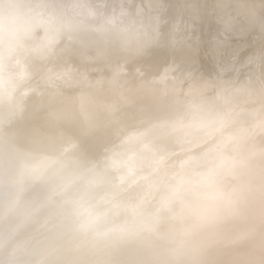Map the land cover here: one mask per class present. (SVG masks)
I'll return each mask as SVG.
<instances>
[{"label": "clouds", "instance_id": "obj_1", "mask_svg": "<svg viewBox=\"0 0 264 264\" xmlns=\"http://www.w3.org/2000/svg\"><path fill=\"white\" fill-rule=\"evenodd\" d=\"M85 2L95 6L97 0ZM145 2L107 0L100 10L102 15L84 18L76 15V0H15L14 9L8 8L7 0H0V81L13 71L12 61L22 50L18 43L22 35L20 25L36 16L66 14L79 28L75 39L86 45L83 48L86 55H92L98 44L106 43L110 50V61L83 62L77 55L71 62L81 72L87 65H95L94 71L107 72L98 79L105 82L104 87L87 89L89 114L96 122L95 127H89L80 117L54 121L43 129L25 127L26 121L36 116L30 108L10 120L7 106L0 103V133L3 125L10 123L12 127L22 126L29 137L38 130L52 140L74 142L72 150L83 161V171L76 176L53 179L79 181L80 195L90 210L99 216H117L130 226L119 236L103 233L75 238L64 258L51 264H264V184L257 181L250 191L237 195L233 191L237 177L217 167L221 157L233 150L225 142L228 135L240 136L243 130H248L251 136L244 142L245 150L253 145L264 147V130L256 126L264 121V52L250 55L243 62L236 56L230 61L220 59L232 42L233 27L225 25V16L231 5L247 0H214L213 6L219 9L216 20L221 27L218 34L207 37L203 33L204 19L190 5L174 10L180 6H174L173 0H161L159 35L136 55L121 49L117 33L97 30L122 5L135 11ZM258 2L262 16L260 30L264 32V0ZM243 11L249 21L256 16L255 7ZM151 14L146 10L145 18ZM229 18L236 22L235 17ZM69 35L64 31L58 33L57 42H65ZM31 43L23 41L25 47ZM109 63L126 65L119 88L108 83L112 76ZM171 64L177 67L176 79L167 86L152 85V79ZM138 69L142 76L137 75ZM187 71L192 72L194 82L207 85L203 97L206 109L202 112L185 111L187 104L200 102L183 95L190 86L183 79ZM37 81L44 86L39 78ZM165 87L180 93L179 111L186 126L164 141L165 147L158 150L155 164H145L139 169L140 179L121 185L118 176L123 169L108 165L109 149L122 138L116 135L115 122L139 119L141 110L155 116L160 109L175 104V96L164 95ZM218 93L228 96L230 102L217 99ZM107 106L114 110L108 111ZM218 115H227V127L218 128L213 123ZM40 117L44 121L46 113ZM209 171L214 173L215 184L224 193L232 194V210L223 201L203 199L209 189L201 182V175ZM204 208L217 219L201 220L198 212ZM157 222H162V227L154 228ZM121 247L128 250L117 252Z\"/></svg>", "mask_w": 264, "mask_h": 264}, {"label": "snow or ice", "instance_id": "obj_2", "mask_svg": "<svg viewBox=\"0 0 264 264\" xmlns=\"http://www.w3.org/2000/svg\"><path fill=\"white\" fill-rule=\"evenodd\" d=\"M161 0H146L143 7L132 11L121 6L119 12H113L107 16L97 29L98 31L110 33L115 32L120 36V47L129 55L139 54L144 48L157 39L159 35L160 16L158 14ZM107 0H97L95 6H91L85 0H76V15L84 18H94L103 9ZM9 9H14L15 0H7ZM146 10L153 14L145 18ZM125 18H127L125 20ZM225 25L231 23L230 18L224 20ZM39 25L45 31V38L36 41L33 35V28ZM21 35L18 43L21 52L15 55L12 61L13 71L9 72L7 79L0 81V103L5 104L9 116H16L26 109L32 113L40 115L46 113L45 125H50L54 121L71 120L76 117L83 118L89 127H95L96 122L89 114L90 97L87 89L102 88L103 80L91 81L88 79L87 71H78L72 66L74 57L79 55L81 61L92 62L96 60L110 61V50L107 44L96 45L92 55H86L83 48L86 47L82 41L75 39V34L79 28L66 18V14L53 13L47 17L36 16L20 25ZM68 32L70 35L63 43L57 42L60 32ZM24 40L32 41L31 45L25 47ZM79 43L80 47H76ZM112 76L108 81L114 88L121 87V77L126 75L125 64H111ZM177 67L174 64L164 67L150 82L152 85L163 84L167 86L170 80H175ZM137 75L142 76L141 70H137ZM43 82V87L37 81ZM183 79L190 82L184 96L193 97L200 102L189 103L185 111L198 113L206 109L203 100L207 85L194 82L191 71L184 73ZM65 88H80L79 96L70 97L65 95ZM183 91V90H182ZM164 95H173L176 103L168 105L159 110L158 115L142 114L139 119L132 121L117 120L115 122L116 135L122 137L119 144L113 145L109 151L108 165L114 169H123L118 176L121 185L127 184L132 179H140L139 169L145 164H155L159 159L157 152L165 147L164 141L173 137L179 128L185 127L184 116L180 114L181 104L180 93L175 88L171 91L167 87ZM217 99L229 103L228 96L218 93ZM108 111H113L112 106H107ZM194 123H201L195 121ZM213 123L218 128H225L228 124L227 115H218ZM264 130V121H259L256 125ZM251 133L243 130L240 136L228 135L225 142L232 146V152L224 154L219 160L217 167L223 168L237 177L238 184L233 190L239 195L250 191L260 181L264 184V147L255 145L244 148L246 138ZM37 140H52L50 137L42 135L38 130L34 134ZM75 143L66 140L63 143V150L69 151L75 148ZM201 182L208 186V191L203 194V199L207 201H223L225 207L232 210L234 204L232 194L224 193L214 181V173L209 171L201 175ZM166 203V202H165ZM138 207V205L134 206ZM201 220L214 221L217 219L209 215L206 208L198 212Z\"/></svg>", "mask_w": 264, "mask_h": 264}, {"label": "bare ground", "instance_id": "obj_3", "mask_svg": "<svg viewBox=\"0 0 264 264\" xmlns=\"http://www.w3.org/2000/svg\"><path fill=\"white\" fill-rule=\"evenodd\" d=\"M250 1L253 5L258 3V0ZM211 2L214 1L183 0L181 4V0H173L174 6H180L174 10L186 9L190 5L196 14L203 13L206 26L214 20L215 10ZM247 7L249 3L230 6V14L236 18L235 23L230 19V24L236 33V27L242 29V33L250 32L247 28L253 20L249 21L243 11ZM220 27L216 24L218 31ZM33 35L36 41H40L46 34L38 28ZM262 52L264 50L259 49L255 55ZM94 68L95 65H87L82 69L87 71L89 80L96 81L107 75V72L94 71ZM64 91L68 96L75 97L81 90L65 88ZM14 118L9 117L10 120ZM24 126L43 129L45 124L40 115H36ZM82 171L83 161L73 150L64 151L63 143L37 140L34 136H26L22 126L3 125V132L0 133V215L3 214L0 217V264H51L64 258L75 238L103 233L119 236L128 231L130 226L123 219L99 216L90 210L86 199L80 195L79 181L53 179L57 176H76ZM153 227H162V222L155 223ZM127 250L121 247L116 251Z\"/></svg>", "mask_w": 264, "mask_h": 264}, {"label": "rangeland", "instance_id": "obj_4", "mask_svg": "<svg viewBox=\"0 0 264 264\" xmlns=\"http://www.w3.org/2000/svg\"><path fill=\"white\" fill-rule=\"evenodd\" d=\"M214 1V0H213ZM257 1V0H256ZM247 3H249V7H255L256 8V16L253 19V22L250 24V26L247 28L250 30L249 33L245 34L242 33V29L236 27L238 33L233 31L232 33V42L229 45L228 48H226V52H222L221 54V59L225 61H230L233 56H236L241 62H243L244 59H246L250 55H255L259 49L262 51L264 50V34H261L260 30V23L262 21L261 14L259 15L258 13L261 12V9L259 8V2L256 5H253L250 0H247ZM214 2H211V7L215 10V13L212 17H214V20L210 22L207 26L203 25V33L204 35L210 36L211 34H218V28H216V24L219 25V23L216 20L217 17V11L219 10L218 8L214 7ZM236 9H240L239 6H236ZM241 11V10H240ZM195 13L196 10H195ZM231 12L228 13L227 16H225V19H228L229 17H232L230 14ZM202 19H205L203 13L198 14ZM205 21V20H204ZM240 23L237 24L239 26ZM258 34V36H256ZM252 39V41H250ZM256 46L258 49L255 50Z\"/></svg>", "mask_w": 264, "mask_h": 264}, {"label": "water", "instance_id": "obj_5", "mask_svg": "<svg viewBox=\"0 0 264 264\" xmlns=\"http://www.w3.org/2000/svg\"><path fill=\"white\" fill-rule=\"evenodd\" d=\"M13 198H14V197H13ZM13 198H12V199H13ZM9 205L11 206L12 204L10 203ZM0 217H3V214H2V215H0Z\"/></svg>", "mask_w": 264, "mask_h": 264}]
</instances>
